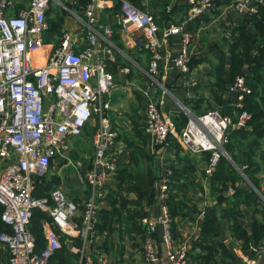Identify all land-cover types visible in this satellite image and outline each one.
Masks as SVG:
<instances>
[{
  "label": "built area",
  "instance_id": "built-area-1",
  "mask_svg": "<svg viewBox=\"0 0 264 264\" xmlns=\"http://www.w3.org/2000/svg\"><path fill=\"white\" fill-rule=\"evenodd\" d=\"M17 1L22 5L15 10V0H0V217L9 228L0 230V246L7 249L10 264H48L61 246L56 229L66 235L76 234L75 219L80 218L83 245L78 264H93L86 243L91 240L88 228L94 221L96 199L105 195L109 179L128 153L126 147L115 141L117 133L104 114L103 96L114 86V74L107 68L105 57L95 54L97 11L109 8L113 0L86 1L87 44L79 51L74 49L75 38L68 31H63L58 43L45 40L44 33L49 28L47 10L52 0ZM117 1L123 31L139 30L142 34L150 57L148 73L152 77L164 41L174 34L179 35L181 47L170 60L182 70L188 68L192 33L186 29L184 20L170 22L159 34L151 12L130 0ZM213 2L187 0L186 19L202 14ZM233 6L238 11L256 10V5H249L247 0H236ZM103 33L109 38L111 27L106 26ZM228 89L236 91L241 101L244 92L249 91L242 75L236 76ZM145 114L146 129L155 143L168 142L172 134L187 151L208 153L204 174L210 175L221 156H227L223 144L228 139L226 131L231 119L218 107L190 114L178 131L171 116L161 111L154 98L147 99ZM250 117L251 113L243 110L237 124L245 125ZM89 123L95 126L89 164L71 160L67 154L72 140L81 136ZM55 158L81 170V180L89 183L90 193L82 200L83 212L79 211V202L68 197L60 184L54 185L48 195L33 194L35 182L44 180ZM170 173L167 169L162 176L161 192L168 189ZM229 192L233 189L229 188ZM35 208L47 211L50 216V224L43 227L46 244L41 249H36L35 235L30 229ZM205 212L201 209L199 215L204 216ZM141 222L148 232L143 242L145 264L154 261L186 264L189 246L185 241L173 245L166 204L157 218L143 215ZM158 223L162 224V234L157 253L151 235Z\"/></svg>",
  "mask_w": 264,
  "mask_h": 264
},
{
  "label": "crops",
  "instance_id": "crops-1",
  "mask_svg": "<svg viewBox=\"0 0 264 264\" xmlns=\"http://www.w3.org/2000/svg\"><path fill=\"white\" fill-rule=\"evenodd\" d=\"M75 1L52 0L50 2L47 10L49 28L44 33V38L46 41L50 39L49 41L58 43L63 31H68L75 38L74 49L79 51L87 44L86 24L82 17L83 4L78 0ZM140 1L145 10L151 12L157 23L159 34L170 22L185 21L186 29L192 33L188 68L182 70L170 60V56L177 54L181 47L179 35L174 34L164 41L162 55L157 63V71L152 77L148 73L149 52L142 43L141 34L136 30L129 33L123 31L119 20L120 10L119 7L115 9L117 5L115 0L109 8L97 11L95 26L98 38L95 44V54L105 57L107 68L113 72L115 79L114 86L103 96L104 114L111 128L117 132L116 142L133 152L132 161L129 163L131 168L126 173L127 179L122 182L124 188L119 191L117 189L118 172L116 176H111L109 179L107 192L102 199L97 198L96 201L100 209H110L111 204L106 196L109 191L116 190L117 204L119 202L126 204L123 209L124 215L127 209L132 214L141 210L142 215L157 218L164 202L156 191V179L160 180L166 170L170 169L168 186H170L169 182L173 183L175 179L177 186L172 185L170 189L176 194V198L183 202L181 210L174 216L178 233L172 241L175 247L181 241L187 242L189 246L198 236L204 217L199 215V211L201 209L207 211L218 203L220 214L222 208L230 205L229 201L235 200L234 189L238 187V197H248L251 200L240 203L238 220L247 233L253 232L257 236L258 245L255 244L254 238L245 241L234 235L229 228L231 221L226 216L221 217L218 238L233 252L234 259L229 264H264V184L262 183L264 179V95L259 93L260 96H257V101L262 105L261 115L254 117L253 120L250 117L245 125H239L237 119L245 109H243L241 99L238 98V93L228 89L229 83L236 76L249 73L248 63H244L241 74L230 77L229 45L238 33V24L246 14L252 12L235 9L233 4L236 0H214L208 10L186 19L187 0H154L155 4L153 0ZM247 1L249 5H256V7L264 2V0ZM53 4L58 7L55 12L52 10ZM21 5L22 3L15 0V10ZM64 8L66 10L62 12ZM66 11L80 18L81 21L68 18ZM57 16H60L62 21L59 27L60 34L51 29V21ZM106 26L112 28L109 38L104 37L103 31ZM50 34L51 38H49ZM256 51V48H253L251 53L254 54ZM122 67H127L128 70L123 71ZM262 89H264V84ZM148 98H154L161 111L171 116L177 131L186 123L190 114H198L211 107H218L223 114L229 116L231 123L226 131L228 150L224 147L228 156L225 157L236 169L239 174L238 178L234 182L227 180L225 187L220 181L214 182L213 173L206 175L203 172L208 153L187 151L172 134L168 142L155 143L145 126V104ZM94 128L92 123L87 124L82 135L77 137L82 143H76L75 138L71 143V148L79 145L82 150H88L90 147L92 153L91 140ZM90 156L91 154L88 158ZM66 165L60 158L53 159L44 180L35 182L34 189L37 185L35 191L38 192V196L48 195L49 190L57 184V178L64 174ZM137 165L141 171L136 170ZM148 169L152 172L153 191H151V197L148 193L147 197L141 198L140 187L134 185L135 179L132 177L130 182L127 180L130 175H133L131 173H146ZM66 179L64 183H62L63 180L59 183L64 186V189L66 188L68 197L78 200L90 193L91 187L88 182H80L77 178L80 184L72 183L73 186H71ZM229 188L233 189L232 193L229 192ZM148 198L150 202L146 205ZM34 210L30 225L34 231L40 233L37 236L38 239L35 240V247L40 249L46 244L43 227L50 224V216L41 208ZM75 222L78 225L81 219L76 218ZM138 223L146 229L141 221ZM119 224L118 219L112 221V225L118 226ZM4 228L7 229V226ZM56 231L59 234L61 246L56 250L57 253L52 257L50 264H59L60 258L64 259L65 256L69 258L72 254L77 256L80 253L77 249L78 235H66L58 229ZM161 234L162 224L158 223L156 231L151 235L157 253L160 252ZM147 235L148 232L137 238L145 239ZM131 238L133 239V236ZM86 249L88 251L87 247ZM58 252L62 254L59 255ZM127 252L124 250L122 254H119L121 262L128 256L129 252ZM129 255L131 256V253ZM133 257L135 258L134 264H145L143 255L141 256L138 252L133 253ZM78 262L79 259L75 264ZM0 264H10L7 249L1 246ZM152 264L160 263L154 261Z\"/></svg>",
  "mask_w": 264,
  "mask_h": 264
},
{
  "label": "trees",
  "instance_id": "trees-1",
  "mask_svg": "<svg viewBox=\"0 0 264 264\" xmlns=\"http://www.w3.org/2000/svg\"><path fill=\"white\" fill-rule=\"evenodd\" d=\"M78 1L84 6L87 0ZM130 1L137 7L145 9L140 0ZM115 2L117 4L115 9H118V7L120 8L118 1L115 0ZM152 2L155 4L154 0ZM61 22L60 16L52 19L51 29L56 30V32L60 34L59 27ZM51 29L50 31L52 32ZM237 29L238 33L229 45L231 56L230 77L233 78L236 74H241L243 64L248 63L249 73L243 74V77L249 91L244 92L242 105L243 109L251 112V120H253L254 117L261 115L262 110V105L257 101V96H260L259 93L264 95V89H262L264 84V2L258 4L256 10L251 14H246L238 24ZM253 48H256L257 50L254 54L251 53ZM223 146L228 150V140L223 144ZM130 156L132 159L131 154ZM121 167L122 168L119 169V173L117 175L118 191L124 188L122 182L126 181V173L131 168L129 164H124L123 166L121 165ZM212 173L213 181H220L223 187L226 186L227 180L234 182L239 176L234 166L228 161V159H226L225 156H221ZM169 184L172 186V183L169 182ZM35 189L33 188L32 192L34 195H38V192H36ZM115 192L116 190H111L106 196L111 204V208H101L99 211L100 222L96 227L99 231L110 229L112 221L115 219H118L120 223L123 220L125 222H134L135 224V222H137V217L142 214L141 210H137L136 213L132 214L127 209L126 214L124 215L123 209L126 207V204L123 202H119V204H117ZM238 192L239 188L236 187L234 189L235 200L229 201L230 205L226 208H222V212L220 214L218 213V203L205 212L200 224L199 234L191 242L190 249L188 250L186 264H229L234 259L233 252L224 244L222 240L218 238L220 234V220L222 216H226L231 221L229 228L234 235L241 237L245 241L250 238H254L255 244L258 245V240L256 239L257 236L253 232L247 233L238 220V216L240 214V203L251 201L248 197L239 198L237 195ZM141 197H144V194ZM166 202L171 216L170 233L172 237H175L178 230L174 216L181 210V204L183 202L176 198V194L173 193L172 190L168 193ZM1 211L2 205L0 204V214ZM33 211L31 221L35 213V210ZM137 224L139 231L142 230L141 224L138 222ZM4 226L7 225L4 224L0 217V230L5 229ZM30 228L35 235V240L38 239L37 236H39L40 233L34 231L31 225ZM36 248L39 249L37 246ZM56 253L57 251H55V253L49 258L48 264L51 263L52 257L55 256ZM58 254L60 255L62 253L58 252ZM59 264H64V259H60Z\"/></svg>",
  "mask_w": 264,
  "mask_h": 264
},
{
  "label": "rangeland",
  "instance_id": "rangeland-1",
  "mask_svg": "<svg viewBox=\"0 0 264 264\" xmlns=\"http://www.w3.org/2000/svg\"><path fill=\"white\" fill-rule=\"evenodd\" d=\"M52 7H53L52 10L54 12L58 8L54 4ZM63 10L64 11H62V12H65L66 9L64 8ZM66 14H67L68 18L71 17L75 21H81L80 18L73 16L68 11H66ZM82 17H83V12H82ZM51 37H52V35L50 34L49 38H51ZM116 138H117V134L115 136V141H116ZM75 141H76V143L80 144L81 139L76 138ZM126 149H127L128 153L122 158L121 162H119L117 173L119 172V169L122 168L121 165L123 166L124 164H129L130 161H132L130 154L132 155L133 150H131V152H130V150L127 147H126ZM90 154H91L90 147H88V150H82L81 147L79 145H77V147H73L70 149V151L67 154V157L70 158L71 160H74V161L75 160L86 161L85 163L87 164L89 161L88 159L90 158V157L88 158V156ZM56 166H58V165H56ZM136 168H137L136 170L141 171L138 169V165ZM139 168L142 169V167L140 165H139ZM51 170L53 171V168H51ZM80 173H81V170H78L72 164H68L65 166L64 174L62 175V177L59 176V178H57L58 181L56 182L57 183L56 185L60 184L59 181L62 182V180H63L62 183H64L67 175H68V178L66 180H67V182L69 181L68 183L71 186H73V184H80L78 182V180L80 182H86L85 180H83V181L81 180L80 175H79ZM117 173H116V175H117ZM131 174H133V175H130V178L127 180V182H130L132 177H133V179H135L134 185H137L140 187L141 196L144 193V198H145V197H147V194L149 193V196L151 197V191H153L152 190L153 189V181H152V176H151L152 172H150V170L148 169L146 171V173L136 172V173H131ZM153 175H155V173ZM160 177H161V175H160ZM77 178H78V180H77ZM161 180H162V177L160 178V180L156 179V187L155 188H156V191L158 192V194H160V197L162 198V201L164 202V204H166L168 207L166 200L168 197V193L171 192V189H170V186H168L169 188L165 192H161L160 191ZM172 185L177 186L175 179H174V182L172 183ZM145 194H146V196H145ZM82 200H83V197L76 200L80 204L79 205V211H81V212H83V210H84V207L82 205ZM146 201L147 202H145V203L147 205V203L150 202V199L148 198ZM99 211H100V206H99V203H97V208L95 209V211L93 213L94 221L90 222V227L88 228V235L91 236L90 237L91 240H90L89 244L86 243V246L88 245L87 248H88L90 256L93 260V264H134L135 258L134 257L132 258V254L135 252H138V254H141V256L143 255V257H144V252H143L144 251L143 250V242H144L143 240L144 239H138L137 238L138 236L140 237L141 234L143 236L145 233H147L146 229H143V228H142V231L140 230L141 231L140 232L138 224H137V222L141 221V217L143 215L141 214L138 216L137 222H135V224H134V222H125L122 220V222L118 226L111 225L110 229H104V230L99 231L96 228L97 224L100 222ZM169 219L171 220L170 214H169ZM81 227H82V225L79 223L77 225V233H76V235H78V240H79V242H78L79 246L77 248L79 251L83 245ZM132 236H133V239L131 238ZM189 249H190V247H189ZM124 250H127L129 253L127 252L128 256L125 259H123L124 260L123 262H121V260L119 259V254H122ZM130 253H131V256L129 255ZM79 257H80V253H78L77 256H76V254H72L71 256H69V258H67V256H65L64 257V264H68V263H70V264L74 263L75 264L76 261L79 259Z\"/></svg>",
  "mask_w": 264,
  "mask_h": 264
},
{
  "label": "bare ground",
  "instance_id": "bare-ground-1",
  "mask_svg": "<svg viewBox=\"0 0 264 264\" xmlns=\"http://www.w3.org/2000/svg\"><path fill=\"white\" fill-rule=\"evenodd\" d=\"M76 2V1H75ZM119 3V2H118ZM120 4V3H119ZM75 14H77L78 15V13H76L75 12ZM80 15V14H79ZM83 18L85 19V16H84V6H83ZM122 24V23H121ZM157 24V23H156ZM96 25V24H95ZM95 28H96V26H95ZM112 29V28H111ZM136 31H139V30H136ZM140 32V31H139ZM141 34V33H140ZM141 39H142V41H143V37H142V34H141ZM31 221V220H30Z\"/></svg>",
  "mask_w": 264,
  "mask_h": 264
},
{
  "label": "water",
  "instance_id": "water-1",
  "mask_svg": "<svg viewBox=\"0 0 264 264\" xmlns=\"http://www.w3.org/2000/svg\"><path fill=\"white\" fill-rule=\"evenodd\" d=\"M228 156V155H227Z\"/></svg>",
  "mask_w": 264,
  "mask_h": 264
}]
</instances>
